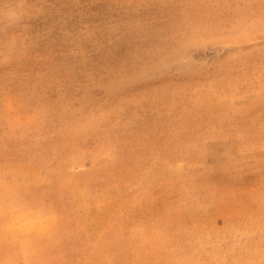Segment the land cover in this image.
I'll use <instances>...</instances> for the list:
<instances>
[{"label": "rangeland", "instance_id": "rangeland-1", "mask_svg": "<svg viewBox=\"0 0 264 264\" xmlns=\"http://www.w3.org/2000/svg\"><path fill=\"white\" fill-rule=\"evenodd\" d=\"M255 1L6 0L29 11L33 31L32 55L18 64L0 47L7 194L23 205L73 197L72 221L87 226L85 264H264V226L214 211L221 183L264 186V47L245 35L240 54L236 41ZM228 32L235 42L222 46ZM74 68L112 84L101 110L71 95ZM242 95L263 112L225 113L224 101ZM184 123L207 171L132 187L143 158L166 153ZM111 172V188L80 178Z\"/></svg>", "mask_w": 264, "mask_h": 264}, {"label": "crops", "instance_id": "crops-1", "mask_svg": "<svg viewBox=\"0 0 264 264\" xmlns=\"http://www.w3.org/2000/svg\"><path fill=\"white\" fill-rule=\"evenodd\" d=\"M255 3L249 7L252 21L236 30L240 54H244V47L241 48L240 44L245 41L238 40L245 35L249 39V46H256L254 48L257 49L264 47V0H256ZM7 4L6 0H0V47L10 63L18 64L32 55L33 31L30 13L27 9L10 10ZM230 33L220 39L222 46L231 40L235 42ZM81 71L83 69L78 71L74 68L69 71L71 76L67 75L66 84L72 90L71 95L86 107L101 110L104 106V95L115 92L111 90L112 84L101 85L93 75L84 76L79 74ZM90 82L92 83L89 85ZM247 96L250 95L224 101V112L238 115L242 120L257 116L255 113L258 111L259 114L262 113L259 105L256 108L242 103ZM184 125L173 136L166 153L148 154L143 158L138 178L132 187L147 188L164 182L191 181L200 178L199 174L204 169L207 171L202 157L193 154L196 143L194 128L185 123ZM11 152L12 141L9 133L0 132V160ZM212 171L223 172L225 177L228 176V172L221 168ZM206 176L207 174H203L202 177ZM116 177L112 172L93 176L80 174L83 183L99 189L116 186ZM19 202L20 198L14 199L7 194L4 180L0 177V264H53V261L60 262L61 258V264H85L84 259L92 256L91 253H86L90 252V246L82 244L87 226L84 222L72 221L74 217L77 218L72 214L73 197H44L35 205L32 202L25 205ZM214 211L217 215L241 219L252 227H263L264 186H245L239 182L221 183L216 191ZM71 231L74 232L70 235Z\"/></svg>", "mask_w": 264, "mask_h": 264}]
</instances>
